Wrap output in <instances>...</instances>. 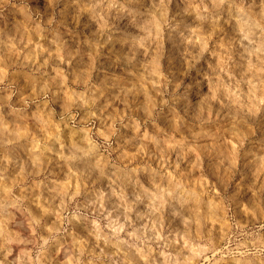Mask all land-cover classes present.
<instances>
[{"label":"rangeland","instance_id":"374dc122","mask_svg":"<svg viewBox=\"0 0 264 264\" xmlns=\"http://www.w3.org/2000/svg\"><path fill=\"white\" fill-rule=\"evenodd\" d=\"M0 264H264V0H0Z\"/></svg>","mask_w":264,"mask_h":264}]
</instances>
